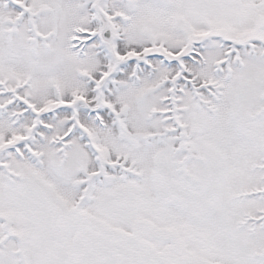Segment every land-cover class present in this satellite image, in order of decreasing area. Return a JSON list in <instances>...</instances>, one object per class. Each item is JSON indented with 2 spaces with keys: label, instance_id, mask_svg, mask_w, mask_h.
Instances as JSON below:
<instances>
[{
  "label": "snow or ice",
  "instance_id": "6c2138e0",
  "mask_svg": "<svg viewBox=\"0 0 264 264\" xmlns=\"http://www.w3.org/2000/svg\"><path fill=\"white\" fill-rule=\"evenodd\" d=\"M0 264H264V0H0Z\"/></svg>",
  "mask_w": 264,
  "mask_h": 264
}]
</instances>
